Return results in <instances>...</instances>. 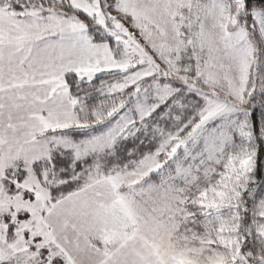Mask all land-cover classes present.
<instances>
[{"label":"snow or ice","instance_id":"6c2138e0","mask_svg":"<svg viewBox=\"0 0 264 264\" xmlns=\"http://www.w3.org/2000/svg\"><path fill=\"white\" fill-rule=\"evenodd\" d=\"M0 264H264V0H0Z\"/></svg>","mask_w":264,"mask_h":264}]
</instances>
